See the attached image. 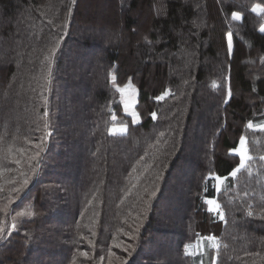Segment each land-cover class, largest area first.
Masks as SVG:
<instances>
[{
    "label": "trees",
    "instance_id": "obj_1",
    "mask_svg": "<svg viewBox=\"0 0 264 264\" xmlns=\"http://www.w3.org/2000/svg\"><path fill=\"white\" fill-rule=\"evenodd\" d=\"M82 1L0 0V264H264V0Z\"/></svg>",
    "mask_w": 264,
    "mask_h": 264
},
{
    "label": "rangeland",
    "instance_id": "obj_2",
    "mask_svg": "<svg viewBox=\"0 0 264 264\" xmlns=\"http://www.w3.org/2000/svg\"><path fill=\"white\" fill-rule=\"evenodd\" d=\"M84 1L85 0H83L82 3H81V8H83V10L85 11V6L88 4L89 5L88 8H90V11H89L90 17H87L85 19H81V21H85L86 20L87 23H89V24L91 23L93 25L94 24H98V23H100L101 25H104V23L107 21L108 15L112 13V9L109 8L110 11H107L106 7H105L106 6L105 2L103 0H86L85 2ZM129 83H131V82H129ZM129 83H126L123 87H125ZM133 87L135 89V94L134 95H133L131 89H129L126 94L122 95L120 93L121 104H122V110L121 111L125 112L128 115H130V113L133 112V111L136 112L137 114H139V109L137 108V105H138V90H137V87L135 85H133ZM125 99H128L130 102L134 101V103H130V107H129V109L127 111H125V107H124V100ZM134 119L137 120L136 117H134ZM251 123L253 125H255V124L257 125V123H254V122H251ZM256 127H258V126H256ZM118 128H121V127H117L116 129H118ZM114 132H116L115 128H114ZM243 137L246 138V142H247V137L245 135ZM240 140H241V138H240ZM239 144H240V141H239ZM239 144H238V146L236 148L239 147ZM58 145H60V141L58 142ZM247 148H248V144H247ZM234 153H236V152H234ZM248 153H249V149H248ZM249 155H250V153H249ZM248 162L249 161H247V164H248ZM238 167H239V165H238ZM237 175H238V173H237ZM215 177H217V176H215ZM222 178H224V177H222ZM227 181H228L227 178H224L222 180V182H218L216 180V187H217V184L219 183V188H217V190H220L222 188V186H223V183L225 185L227 183ZM211 199L215 200L217 203L220 204V202L218 201L217 198H211ZM211 207L212 206L208 205L209 210H210ZM212 212L213 213H217V212H214V211H212ZM206 237H212V236L211 235L210 236L209 235L208 236H199L198 239H196L194 242L187 243L184 246V250H185V252L187 254L188 253H193L191 256L195 260V264H215V262H212V260L210 258V251H211V249H214V248L211 247V243L212 242L210 240L204 239ZM216 241L218 242L217 238H216ZM189 246H191V247H189ZM150 250H151V248H150ZM166 251H169V250H166ZM166 251H161V252L163 253V252H166ZM173 254L169 255L171 258L168 256L171 261H173V259H172V255ZM86 256H87V258H89V257H92V254L91 253H87Z\"/></svg>",
    "mask_w": 264,
    "mask_h": 264
},
{
    "label": "snow or ice",
    "instance_id": "obj_3",
    "mask_svg": "<svg viewBox=\"0 0 264 264\" xmlns=\"http://www.w3.org/2000/svg\"><path fill=\"white\" fill-rule=\"evenodd\" d=\"M253 11L264 12V7H261L260 5H257L255 8H253ZM235 18H236V19H240L239 14H237ZM231 40H232V34L229 32V34H228L229 47H231ZM57 46H58V45H57ZM52 52H53V55H54V53H55V48L52 50ZM48 59H50V57H48ZM50 74H51V73L49 72V75H50ZM112 80L115 82L116 77L113 76V77H112ZM49 82H50V81H49ZM129 89H131V91H132V93H133V95H134V94H135V89H134V87H133V85H132L131 83H129V84L126 85L125 87H121V88H119L118 91L123 95V94H126V93L128 92ZM228 94L231 95V90H230V89H229V93H228ZM167 95H169V93H168V92H165V93H163V95L157 97V99L162 100V99L164 98V96H167ZM45 102H46V101H45ZM130 103H134V101H133V102H130L128 99H125V100H124L125 111H127V110L129 109V107H130ZM47 115H48V113L45 112V113H44V116L47 117ZM130 115L136 117L137 120H138V114H137L136 112L133 111V112L130 113ZM152 116H153V118H155L156 114H155V113H152ZM113 119H115V117H113ZM248 127H249V128H253L254 125H253L251 122H249ZM258 127H259L261 130H264V124H260V125H258ZM121 131H127V127L125 126L123 129H121ZM49 134H50V133H49ZM22 151H23V150H21V152H22ZM233 151L236 152V153L240 156L239 167H237V168L231 173V175H232L233 177H235V176L237 175V173H239V172L241 171V169H245V168L247 167V161L251 160L252 157H251V156L249 155V153H248L247 142H246V138H244V137H241L239 147H238V148H234ZM36 155L38 156L39 153L37 152ZM33 158H35V157H33ZM261 159H264V157H261ZM15 162H16L17 164H19V163H20V160H16ZM214 179L217 180L218 182H222V180H223L224 178L217 176V177H214ZM25 183H27V181H25ZM217 188H219V183L217 184ZM151 195L154 196V195H155V191H153V192L151 193ZM206 203H207L208 205L212 206V207L210 208V210H211V211H214V212H217L218 215L220 216V219H221V220L224 219L223 212L220 211V207H221V206H220L219 203H217V202H216L215 200H213V199H208V200L206 201ZM5 211H6V210H5ZM248 214L251 215V214H252L251 211H249ZM25 215L31 216V215H33V213H32V212H17V213H16V216H25ZM15 221H16V217H13V222H12V224H11V229H12L13 231L16 230V227H17ZM4 231H5L4 227L0 226V238H2V234L4 233ZM204 239H206V240H210V241L212 242V243H211V247L214 248V249H217V251L219 250L220 245H219V243L216 241V238H215L214 236H212V237H206V238H204ZM89 243H92V241H89ZM189 247H191V246H189ZM125 250H127V249H125ZM188 254H189V255H192L193 253H188ZM83 255L86 256L87 253H83Z\"/></svg>",
    "mask_w": 264,
    "mask_h": 264
}]
</instances>
